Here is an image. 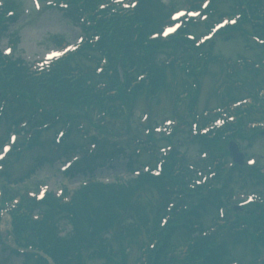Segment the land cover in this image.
<instances>
[{"label":"trees","instance_id":"1","mask_svg":"<svg viewBox=\"0 0 264 264\" xmlns=\"http://www.w3.org/2000/svg\"><path fill=\"white\" fill-rule=\"evenodd\" d=\"M151 29V28H150ZM75 85H69V92L72 94V97L76 99H82L83 101H88L90 98H94L92 91L76 88ZM64 89V87H62ZM61 88V89H62ZM185 177L182 176H173L170 170L165 171V175L162 178H154L150 176H142L141 179L133 181L131 185L125 186L120 183V185H109V186H102L100 185L97 191L95 192H83V197H81V201H77V207L74 209L76 213V219L79 221L80 226H85L87 229L90 225L94 226L93 230L91 231L90 235H88V239L100 242L99 246H105L106 241L104 240L105 234L109 231H117V241L119 246H123L122 241L126 236L125 231L121 230L122 227L125 225H130L128 219H126V215L133 210V203L135 202V195L137 189H142L146 187H157L159 188L160 194H167L174 192V187L178 186V181H184ZM167 186V190L165 189ZM187 191V190H186ZM138 196V195H137ZM184 197V196H183ZM188 197L181 202V205H186V201ZM167 201H170L168 199ZM178 209V208H177ZM69 212V211H68ZM193 211L187 213L183 209L179 210L176 214L177 217L180 219L184 218V222L200 224L202 222L201 217L198 215H194L191 218L189 216ZM157 216L156 221L159 220ZM87 222V223H85ZM135 223H133L130 227H133ZM32 231H36V226L32 225ZM117 229V230H116ZM178 228L170 227L168 232L164 235V244L156 249L155 254L152 257L153 264H167L166 257L168 251V245H173L172 241V234ZM40 233L45 238V242H48V238L45 237L46 233L48 232L49 235H54L53 232H56V228H49L43 227L41 230L39 229ZM53 239V238H51ZM53 241V240H50ZM54 242H56L54 240ZM59 246V245H58ZM198 250L196 258L201 257L206 261L207 257H210L214 253V248L211 247L210 244H202ZM211 262V261H210ZM211 264H218L215 261L211 262Z\"/></svg>","mask_w":264,"mask_h":264},{"label":"rangeland","instance_id":"2","mask_svg":"<svg viewBox=\"0 0 264 264\" xmlns=\"http://www.w3.org/2000/svg\"><path fill=\"white\" fill-rule=\"evenodd\" d=\"M167 0H163V2H166ZM222 6L226 7L227 3L223 4ZM223 10V8H221ZM66 24V20H64L62 17H60V15L57 14H48L45 15L41 18H37V19H32L30 20L29 25L22 27L21 33H20V38L22 43H20V46L17 49V55L22 56H33L32 54L35 53H39L38 49L34 45V40L38 43V41H41L42 39L45 38V36L49 35V33L51 34H59L61 32V34H65L66 39H68V41H72L74 38H76L78 36L77 33L74 34V32H72L71 30L66 31L65 25ZM73 38V39H71ZM234 38H239L237 41H226L224 39V37H218L216 38L213 42L215 43V48L217 50V52L221 55H223L225 58H231V59H235L239 56L241 57H250L253 58L254 60L256 59V52H247L245 49V42L241 41V37L235 36ZM32 46V47H31ZM235 54V55H233ZM238 54V55H237ZM231 55V56H230ZM233 55V56H232ZM237 55V56H236ZM180 77V76H179ZM224 76L223 75H217V77L213 78L210 80H206L204 82V86L206 88L209 89V93H213V90L215 91L216 87H218V85L220 83H222ZM261 80H264V75H262V77L260 78ZM170 81H173V79L170 78ZM142 93V92H141ZM139 94L142 97L139 98V100H141V108L140 109H145V111H149L147 109H150L153 111V115L152 118L154 120H161V116L164 115L167 111L171 112L173 109V106L170 103V99L172 98V93L170 98H168L165 92H163L159 98L157 100L153 99L151 95H149V97L147 96V94ZM217 101V100H216ZM203 107L207 106V102L206 99L203 97ZM218 102H213L212 104L209 105L210 108H214L215 106H218ZM202 107V106H201ZM201 111H203L201 109ZM141 112V111H140ZM141 114V113H140ZM157 114L160 115L157 116ZM139 117V114H138ZM160 118V119H159ZM137 120H135L136 122ZM137 123V122H136ZM134 132V130L132 131V133ZM133 137V136H132ZM129 139H127L126 141H128ZM129 142V141H128ZM131 144V143H130ZM241 147L242 149L246 150V155L248 157L249 156H253V155H259V154H264V137H258L253 141H250L249 139L245 140V138L241 139ZM133 148V144H131V149ZM24 162H22V164L20 165L21 168L23 167ZM23 173L22 172H18L17 176L15 178H18L19 175H21ZM44 179H49V181L51 180L52 182V189L53 187L55 188V185L60 186H67L68 189H72L75 188L77 185V181H69V180H62L60 179L59 176H57L56 173V169L52 166L49 167H45L43 171H40L37 175H35L32 179V181L29 184H34L35 182L38 181H44ZM26 184H23L21 186H11V188H21L23 186H25ZM29 187H32L30 185H28ZM148 198L151 199L150 196H147ZM156 200V196H153L152 198V202ZM9 227V226H8ZM230 258L232 256H237V252L234 254V250L232 252V249L229 252ZM133 256H131L128 260L129 261H133ZM127 260V261H128ZM13 262V261H11ZM111 263L115 262V259L110 260ZM97 263V262H94ZM92 264V263H91ZM101 264V263H100Z\"/></svg>","mask_w":264,"mask_h":264},{"label":"snow or ice","instance_id":"3","mask_svg":"<svg viewBox=\"0 0 264 264\" xmlns=\"http://www.w3.org/2000/svg\"><path fill=\"white\" fill-rule=\"evenodd\" d=\"M169 31H172V29H169Z\"/></svg>","mask_w":264,"mask_h":264}]
</instances>
